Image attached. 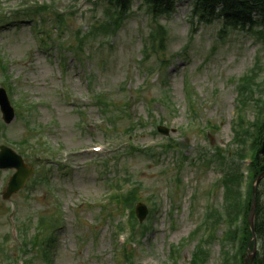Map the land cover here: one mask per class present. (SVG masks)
I'll use <instances>...</instances> for the list:
<instances>
[{
    "label": "rangeland",
    "instance_id": "rangeland-1",
    "mask_svg": "<svg viewBox=\"0 0 264 264\" xmlns=\"http://www.w3.org/2000/svg\"><path fill=\"white\" fill-rule=\"evenodd\" d=\"M27 1L33 10L45 4L57 9L65 15V22L54 25L53 16L48 12L33 14V20L16 19L19 5ZM141 2L133 0L131 14L114 37L108 39V35H100L83 43L79 50L75 34H85L92 23L100 20L105 7L102 0H0V56L6 63L8 83L14 89L11 99L16 101L22 97L23 103L33 109L32 123L40 128V140L54 152L52 158L45 153H32L31 158L25 160L34 169V176L40 165L50 172L48 185L33 188L30 183L7 201L1 199V194L13 171H0L2 252L11 254L8 251L15 250L11 227L15 231L19 222L32 219L31 235L37 218L59 211L62 226L53 244L52 264L123 262L121 258L114 261L112 256L110 221L96 222L98 216L103 218V207L108 206L105 204L109 182L119 178L118 172L125 174L123 169L132 180L140 181L142 197L159 199L151 230L144 236L141 250L131 247L134 264L168 263V247L190 234L199 223L205 206L221 203L222 190L215 186L219 172L215 168L204 169L197 159L201 151L212 152L215 146L227 150L235 118V82L249 72L257 57L261 59L260 65H264V48L253 36L242 31H230L220 40V21L198 23L190 16L192 3L177 0L172 15L159 20L167 31L165 48L159 56L169 61L164 77L157 70L147 77L148 71L159 64L154 58L146 63L140 61L143 37L150 27L146 12L139 9ZM40 17L46 22H41ZM35 27L42 29L43 36ZM39 38L47 42L48 48L39 47ZM60 45L72 48L62 51L58 49ZM186 80L197 109L198 120L194 127L189 126ZM4 83L0 71V87ZM165 92L170 98L173 115L163 104H155L154 99H162ZM99 96L110 102L109 108L114 104L116 116L121 120L117 122L119 131L133 126L131 138L126 136V144L145 149L167 145L173 139L184 153V159L172 151L162 153L157 162L133 153L122 159L118 167L110 161V166L104 168L101 162L109 160L112 148L106 141L107 126L95 102ZM148 110L152 111L156 122L161 120L160 125L172 131L167 137L157 131L154 133L159 124L147 121ZM252 118L253 113L249 112L248 120ZM208 124L216 128H209ZM25 126L22 119L5 126L0 130L3 134L0 144L17 152V144L29 135ZM198 126L209 130L203 136L196 130ZM99 146L100 153L92 152ZM45 164L49 166L46 168ZM58 164L63 165L65 171L61 172ZM160 166L166 168L163 176H160ZM177 167L182 168L178 205L174 204L178 208L172 211V200L167 193L169 188L173 192L176 189ZM193 195H196L195 211L190 216ZM143 203L150 208L145 201ZM113 217L119 219L118 214ZM148 217L149 213L143 223ZM193 246L191 243L185 245L178 264H189ZM34 264L41 262L36 259ZM208 264H218L217 246L211 248Z\"/></svg>",
    "mask_w": 264,
    "mask_h": 264
},
{
    "label": "trees",
    "instance_id": "trees-1",
    "mask_svg": "<svg viewBox=\"0 0 264 264\" xmlns=\"http://www.w3.org/2000/svg\"><path fill=\"white\" fill-rule=\"evenodd\" d=\"M116 6L117 11L106 10L103 14L107 22L94 24L88 31V34L82 38H94L98 35H106L108 32L114 34L119 29V23L128 8L129 0H109ZM146 9L155 21L157 17L168 15L173 9V0H146ZM196 15L203 22H209V19H222L223 26L226 29H237L249 27L252 28L254 22L251 19L252 14H258L262 18L263 31L257 34L258 38L264 40V0H196ZM57 20L61 24V16L57 15ZM161 30V28H158ZM158 30V31H159ZM88 35V36H87ZM162 44L158 48H162ZM1 68L4 70V63L0 58ZM238 88L240 94H244L245 87L242 84ZM108 107L103 109V113H108ZM111 119V117L109 116ZM243 118L233 129L235 143L237 146L244 144L243 137L248 132L241 133ZM111 123V120H108ZM242 122V123H241ZM241 124V125H240ZM241 129V130H240ZM254 147L252 148V158L250 164V179L254 178V172L264 171V158L257 156L256 148L264 136V121L262 124L254 127ZM150 158L156 159V155L149 153ZM240 153L232 151L230 154H223L217 151L213 156H203L201 160L211 165L216 164L218 170L222 173L220 185L223 189L222 202L218 208L206 207L202 214V222L189 239L196 240L194 251L191 256L190 264H206L209 256V248L213 244H219V264H242L243 258L248 247L250 239V230L247 224V216L251 205V184L242 188V176L238 171L235 162ZM129 181V180H128ZM139 189H133L126 196H116L115 204L121 205L124 209H129L132 235L136 225V219L133 213V205L138 200ZM155 204V202H153ZM256 211H255V233L256 239L261 247L256 254L253 264H264V190L259 189L256 192ZM240 223V224H238ZM141 236L150 228L148 224L139 225ZM222 230V231H221ZM221 234L218 235V232ZM133 242L134 239L132 238ZM51 239L42 240V250L38 247L37 253L45 262L49 263V256L46 253V246L50 245ZM35 242H33L34 244ZM35 245V244H34ZM38 245L33 247H37ZM252 246V244L250 245ZM178 249L175 246L170 248V258L173 264H176Z\"/></svg>",
    "mask_w": 264,
    "mask_h": 264
},
{
    "label": "water",
    "instance_id": "water-1",
    "mask_svg": "<svg viewBox=\"0 0 264 264\" xmlns=\"http://www.w3.org/2000/svg\"><path fill=\"white\" fill-rule=\"evenodd\" d=\"M0 110L2 112L3 120L6 124L10 123L14 119L13 109L10 107L8 98L4 90L0 89ZM166 133V132H165ZM261 153L264 154V143L261 148ZM16 169V173L12 176L8 188L5 194L7 198L12 192L19 190L26 182V180L31 176L32 171L25 167L22 162V159L13 153L11 150L1 147L0 148V169ZM264 177V173L259 176L258 179ZM146 215V209L139 205L137 207V216L140 221L144 219ZM254 215V205L252 206L250 215H249V224L252 229V220ZM250 258V257H249ZM247 263V259L245 260V264Z\"/></svg>",
    "mask_w": 264,
    "mask_h": 264
}]
</instances>
